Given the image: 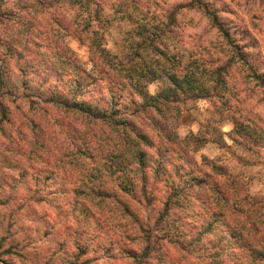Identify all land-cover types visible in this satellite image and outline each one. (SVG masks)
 <instances>
[{
    "label": "trees",
    "instance_id": "16d2710c",
    "mask_svg": "<svg viewBox=\"0 0 264 264\" xmlns=\"http://www.w3.org/2000/svg\"><path fill=\"white\" fill-rule=\"evenodd\" d=\"M97 1L101 4L0 0V165L20 171L16 180L0 184V229L6 222L4 233L9 234L16 216L26 217L27 209L40 206V201L21 197L18 186L29 175L35 184L40 178L46 184L58 180L71 196L69 204L56 209L64 221H57L54 254L38 263L36 253L42 257L43 247L28 229L18 227L24 245L14 239L0 244V264H16L6 256L24 264H62L69 232L76 238L74 256L64 264L99 261L82 259L88 252L80 242L93 234L109 243V259L119 256L122 261L130 254L133 263L149 264L157 242L185 259L193 249L205 248V236L218 228L221 241L231 236L238 246L226 255L229 264H261L263 199L250 196L240 176L199 164L194 155L210 142L211 129L229 111L234 112L230 141L247 151L264 148V120L251 112V105L247 115H240L244 100L257 93L264 97V74L248 62L233 34L201 0H190L186 10L201 13L215 31L212 55L184 54L176 46L180 9L155 12L142 9L136 0H112L110 9H104ZM114 23L125 26L124 59L105 44ZM69 37L88 49L86 63L61 42ZM158 80L168 85L151 94L148 86ZM202 101L213 102L214 118L210 115L197 131H181L180 119L189 114V106ZM203 165L211 167L204 178L199 177ZM194 191L201 192L203 204L194 220L204 214L207 223L190 237L183 220L194 215ZM34 192L40 190L35 187ZM24 221L38 223L35 218ZM71 221L84 229L71 231Z\"/></svg>",
    "mask_w": 264,
    "mask_h": 264
},
{
    "label": "rangeland",
    "instance_id": "374dc122",
    "mask_svg": "<svg viewBox=\"0 0 264 264\" xmlns=\"http://www.w3.org/2000/svg\"><path fill=\"white\" fill-rule=\"evenodd\" d=\"M138 5L142 9H151L155 12H158L159 9H165L168 12L175 14L178 10L179 27L176 30L175 41L177 47H182V51H192L198 52V54L209 53L215 54L217 48V40L215 37V31H212L208 20L197 11H189L186 9L189 5L190 0H136ZM209 9L215 11L218 15V18L223 23V25L233 34V39L237 44L242 47L243 52L246 55V59L250 64L257 70L259 73L264 74V0H201ZM112 0H101V4L97 1V6L104 5V9H110L112 5ZM125 29V26L119 24H113L108 28L105 38V44L109 51L116 55L120 59H124L127 54L126 47L122 41V33ZM66 42V44L72 49L78 58L84 63L88 60V49L85 45H79L77 42L73 41L72 38H63L61 42ZM184 49V50H183ZM211 54V55H212ZM85 67L89 69L86 64ZM168 82L165 80H158L148 86V91L151 94H156L162 88L166 87ZM48 88H45V90ZM251 89V88H248ZM247 90V89H245ZM250 90H247L245 94H249ZM243 95V93H242ZM252 94H250L251 97ZM244 96V95H243ZM242 96V97H243ZM240 97V98H242ZM243 108H240V115L244 117L247 115V109L249 105L252 106L251 112L264 120V97L260 94H256L251 98L244 100L242 104ZM13 107V106H12ZM213 102H195L189 106V114L180 119L183 127L180 125V130L185 131L190 127L193 131H197L202 125L204 128L207 119L210 115L213 116ZM234 112H227L223 117V121L213 129L212 133L209 135L210 142L206 145L205 148L200 150L194 155L195 160L199 164H209L221 166L226 169L229 173L233 175L240 176V179L245 184L247 193L250 196H259L264 203V148L262 149H252L250 151L245 150L244 148L235 145L231 142L228 136V132L233 128L234 118L232 114ZM238 117V116H236ZM1 145V143H0ZM3 165H0V184H3L9 178H17V172H20L13 165L12 169H4ZM210 166L203 165L202 173L199 174V177H207V173L211 170ZM212 172H214L212 170ZM33 177V176H32ZM33 178L29 175L27 178V183L24 185H19L18 188L21 193V197H30L35 201H40V206H34L31 209L26 210L25 216H16V226L11 232L9 228V234H5L4 230L7 231V223H4V229H0V244L7 245L13 239L15 240L14 244L19 246L24 245L22 241L21 231H17L18 227H25L30 232L34 240L38 241V245L43 247L42 257L36 256L39 258L38 263H43L44 259L48 258L49 254H54V245L57 242L58 236V224L63 223L64 219L57 215L56 209L63 205H67L71 202V196L67 197L63 192L64 187L63 183L58 180H49L50 183L46 184L43 181V178L39 179V184L33 183ZM10 181L9 183H12ZM61 183V184H60ZM40 190V192L35 193L34 188ZM201 190V189H200ZM192 203L194 215L185 216L184 222V231L190 236L194 237L200 229L204 227L207 223V217L204 214L194 220L196 213H202L203 204L201 200V192L194 191L192 193ZM48 203V204H47ZM49 205H57L56 208H52ZM17 209L14 208V210ZM262 214L264 215V207L262 209ZM37 220L36 225L30 224V221H24V219H33ZM1 221V217H0ZM66 222V221H65ZM70 225L72 227L71 231H80L84 229L85 225L76 224V222L71 221ZM195 225V226H193ZM216 227L219 226L216 224ZM39 229V233L34 231L35 228ZM50 227H52L50 229ZM91 226H87L89 228ZM216 228V229H217ZM61 230L60 232H62ZM44 233H49L48 238L42 237ZM70 233V238L66 239L67 250L65 261H62L64 264L67 260L71 261L74 256L73 252V242L76 238L73 233ZM61 237V233L58 234ZM223 233L218 231L214 235H207L204 238L206 244L205 248L193 249L192 253L188 255L185 259L180 258L175 255V250L170 249L169 246L160 248L159 242H157L156 250H154L152 255V260L149 264H214L215 261H218V264H229L227 254H231V251L237 250V244L231 236L225 241L222 238ZM6 237V238H5ZM75 238V239H74ZM5 239V241H3ZM78 240V239H77ZM5 242V244H4ZM7 243V244H6ZM80 244L87 250L88 255L85 259H94L99 257L98 262H93L91 264H135L133 260L129 259L130 254L126 255L125 260L109 259L110 255L106 250L108 249L109 243L100 238L97 235H92L82 239ZM164 244V243H163ZM6 247V246H4ZM49 247V248H48ZM48 249V250H44ZM50 249V250H49ZM27 253L29 251H26ZM95 252V253H94ZM32 254V253H30ZM99 254V255H98ZM8 262H14L16 264H24L20 260H14L8 256L4 257ZM3 264V263H1ZM90 264V263H89ZM261 264H264V260Z\"/></svg>",
    "mask_w": 264,
    "mask_h": 264
}]
</instances>
